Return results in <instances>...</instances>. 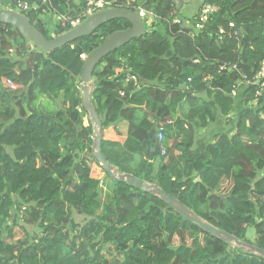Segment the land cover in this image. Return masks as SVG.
Here are the masks:
<instances>
[{
	"label": "trees",
	"instance_id": "1",
	"mask_svg": "<svg viewBox=\"0 0 264 264\" xmlns=\"http://www.w3.org/2000/svg\"><path fill=\"white\" fill-rule=\"evenodd\" d=\"M7 1L17 10L18 0ZM90 1L143 8L156 19L150 33L94 70L92 101L104 132L128 125L123 144L103 140V155L264 249V102L254 105L258 87L248 83L264 62V0H203L191 22L174 0H29L24 14L50 40L87 18ZM203 5L217 11L197 30ZM46 13L58 18L53 27ZM130 27L114 20L48 53L0 24V264H264L157 197L113 181L93 158L80 89L85 58ZM125 67L139 86L125 82ZM4 80L16 89H4ZM167 120V154L150 161L143 143ZM94 165L102 177L93 176ZM17 228L25 236L14 242Z\"/></svg>",
	"mask_w": 264,
	"mask_h": 264
},
{
	"label": "water",
	"instance_id": "2",
	"mask_svg": "<svg viewBox=\"0 0 264 264\" xmlns=\"http://www.w3.org/2000/svg\"><path fill=\"white\" fill-rule=\"evenodd\" d=\"M176 1L177 0H174V2ZM181 1L182 3L184 2L183 0ZM120 19L128 21L131 27L125 31H118L111 34L102 44L94 49L85 58L84 69L80 77L83 106L88 114L89 122L93 129V158L100 164L113 181L127 183L130 187L137 188L157 197L169 205L175 212L194 223L214 238L222 240L226 244H229L233 248L244 253L264 259V249L221 230L199 216L181 201L167 194L159 186L141 180L132 174L122 173L117 166L110 164L108 159L103 155L101 147L104 140V130L101 118L92 101V97L96 91L93 73L98 64L105 57L130 43L132 40L142 38L148 34L146 25L138 11H133L129 8H107L90 15L67 33L48 40L35 26L32 25V22L27 15L16 10L0 8V24L10 25L18 29L26 41L32 43L38 50L48 53L62 48L67 44L73 43L80 38L91 35L104 24ZM237 33L238 35H241L239 30H237ZM244 41L247 43L246 40ZM181 62L182 64H185L186 61L182 60ZM142 82L147 84L145 80H142ZM143 144L147 147V157L150 161H152L155 156L160 155L161 144L157 139V128L151 130L149 133V139Z\"/></svg>",
	"mask_w": 264,
	"mask_h": 264
},
{
	"label": "built area",
	"instance_id": "3",
	"mask_svg": "<svg viewBox=\"0 0 264 264\" xmlns=\"http://www.w3.org/2000/svg\"><path fill=\"white\" fill-rule=\"evenodd\" d=\"M33 1H37V0H33ZM45 2H47L48 0H43ZM107 5V6H106ZM108 7H111L110 5H108L107 3H105L104 1H90L89 2V10H88V16L99 12L101 10L107 9ZM30 8V5L28 3L27 0H19L18 4H17V10L22 12V11H27ZM217 11V8L211 5H205L202 13L200 15L199 20H196V22L194 23V27L197 30H201L203 29V25L209 21L210 19V15L213 14L214 12ZM142 17H144L145 19L149 20V25L151 27H153L154 23H155V16L146 12L145 10H142L141 12ZM82 22V20H78L72 23V27H76L77 25H79ZM180 21L177 20L175 21V23H179ZM230 26L234 27L233 24H231ZM222 70L224 69L223 67L221 68ZM126 82L127 83H133L134 85H138L139 84V80L136 76L132 75V74H126ZM251 84H254L258 87V91L256 92V96H255V102L254 105L256 106L260 99H263L264 102V62L262 63L261 66V70L259 71L258 75L253 79L252 82H248ZM5 87H7L9 89V91H14L16 89V86L14 85V83L10 80H7L4 82ZM123 94V93H122ZM172 124V120H167L165 125H161L158 127L157 130V139L161 144V154L162 156H166L167 154V148L165 147V128L168 125Z\"/></svg>",
	"mask_w": 264,
	"mask_h": 264
},
{
	"label": "rangeland",
	"instance_id": "4",
	"mask_svg": "<svg viewBox=\"0 0 264 264\" xmlns=\"http://www.w3.org/2000/svg\"><path fill=\"white\" fill-rule=\"evenodd\" d=\"M183 1H184V3H182L181 0H177L176 1L177 4H179V5L182 4L181 11H180L181 18L182 19H186L188 22L189 21L191 22L192 19H193V17L197 14L198 9L201 7V5L203 3L202 2L203 0H183ZM5 7H8V5H6ZM203 7H204V5H203ZM46 14L48 15L47 16V20L49 21L48 23H49L50 27H53L54 21H57L58 18L54 14H50V13H46ZM50 22H53V23H50ZM145 22H146L147 29L148 30H151L152 27L148 24L149 23V20L148 19H145ZM49 108L50 107L48 106L47 107V110ZM235 114H237V113L235 112ZM88 123H89L88 122V119H85V125L86 126L89 125ZM208 132H209V130H205L204 133H203V135L207 134ZM200 141H201V139H200ZM224 188L225 189H228L229 188V184H225ZM19 217L20 216H18V214L15 212L14 213V217L12 218L13 219L12 223L14 224V223H16L18 221L20 223V219H18ZM14 218H16V219H14ZM74 219H75V221L78 224H81V223H84L85 222V218L82 217V216H80V215H78L77 213L74 215ZM74 227L75 226L73 225L72 226V229ZM24 236H25L24 232L22 230H19V228H17L15 230V236H14V240L13 241L15 242L16 240H19V239H22V238L24 239ZM181 237L185 239L186 238V235H181ZM249 237L251 238V240H253V237L254 236L250 235ZM188 242L190 243V240ZM178 244H179V238L177 237L176 238V245H178Z\"/></svg>",
	"mask_w": 264,
	"mask_h": 264
},
{
	"label": "crops",
	"instance_id": "5",
	"mask_svg": "<svg viewBox=\"0 0 264 264\" xmlns=\"http://www.w3.org/2000/svg\"><path fill=\"white\" fill-rule=\"evenodd\" d=\"M8 2L9 1L7 0H0V8L8 9L5 7L8 4ZM127 134H128V125L125 123H119L118 125L113 126L104 132V140L123 144L127 138ZM92 173L93 176L102 177L101 170L96 165L92 167Z\"/></svg>",
	"mask_w": 264,
	"mask_h": 264
},
{
	"label": "clouds",
	"instance_id": "6",
	"mask_svg": "<svg viewBox=\"0 0 264 264\" xmlns=\"http://www.w3.org/2000/svg\"><path fill=\"white\" fill-rule=\"evenodd\" d=\"M27 1H29V0H27ZM49 1V0H48ZM47 1V2H48ZM18 2H19V0H18ZM29 3V2H28ZM46 3V2H45ZM29 5H30V3H29ZM205 6V5H204ZM31 7V6H30ZM108 8H111V7H108ZM30 9V8H29ZM28 9V10H29ZM27 10V11H28ZM142 10H144L143 8H139V9H137L136 11H138V13H139V15L142 17V15H141V12H142ZM16 11H18V10H16ZM146 11V10H145ZM18 12H20V11H18ZM147 12V11H146ZM20 13H23L24 14V11H22V12H20ZM153 15V14H152ZM89 17V16H88ZM86 19V18H85ZM85 19H83L82 21H84ZM142 19H143V21H144V23H145V25H146V22H145V18L144 17H142ZM155 23H156V20H155ZM154 23V24H155ZM78 26V25H77ZM72 28H74V27H72ZM146 30L148 31V33H150L152 30H153V28H151V30H148L147 29V27H146ZM124 77H125V82H126V74H132V73H130V68H128V67H125L124 68ZM123 75V74H122ZM133 75V74H132ZM134 76H136V75H134ZM137 78H138V80H139V77L138 76H136ZM5 81H7V80H4V82ZM4 82H3V88L4 89H6V90H8L9 91V89L7 88V87H5V84H4ZM127 83V82H126ZM128 84H133V83H128ZM134 85V84H133ZM140 85V80H139V84L137 85V86H139ZM258 105V104H257ZM256 105V106H257ZM157 130H158V128H157ZM160 155L162 156V154L160 153Z\"/></svg>",
	"mask_w": 264,
	"mask_h": 264
}]
</instances>
